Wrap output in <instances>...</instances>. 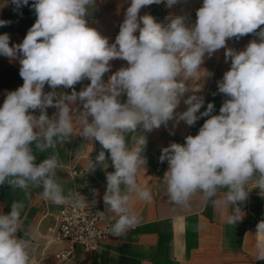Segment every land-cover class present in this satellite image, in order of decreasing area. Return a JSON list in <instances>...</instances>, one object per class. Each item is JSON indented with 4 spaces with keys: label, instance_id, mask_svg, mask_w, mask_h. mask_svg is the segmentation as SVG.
<instances>
[{
    "label": "clouds",
    "instance_id": "clouds-1",
    "mask_svg": "<svg viewBox=\"0 0 264 264\" xmlns=\"http://www.w3.org/2000/svg\"><path fill=\"white\" fill-rule=\"evenodd\" d=\"M11 2L14 10L29 5V0ZM94 3L33 0L36 20L22 43L9 46V34L0 35V55L19 56L23 80L22 86L6 92L0 107V185L7 182L21 190L30 184L42 186L44 200L56 205L79 202L71 193L65 194L55 178L60 166L57 156L37 165L31 147L36 142L43 151L54 146V137L63 140L73 133L65 101L79 99L84 109L78 121L80 134L98 141L110 153L115 169L107 174L103 202L114 214L110 232L120 237L140 223L132 201L152 200L150 189L137 182L145 164L141 152L146 141L141 136L129 148L124 133L138 126L151 131L171 120L193 126L201 117L210 116L195 136L162 148L159 160L168 163L163 183L172 204L187 207L199 194L221 211L228 225L235 224L241 219L240 208L230 210L229 206L246 201L250 182L264 192V0H203L191 28L185 26L183 16L166 18L170 21L166 26L149 14L139 16L145 6L164 3L172 7L178 0H131L111 45L87 25L85 17ZM9 23L0 20V27ZM248 34L257 35L259 42L251 40L241 51H225L231 67L218 82V91L228 97L220 114L211 115L212 103L200 112L204 100L195 95L184 100L187 110L177 114L175 109L188 91L183 81L199 77L205 54L211 56L225 48L227 40ZM115 59L128 66L105 82L102 78ZM85 79L90 83L77 93L73 86ZM45 85L73 90L54 102L55 92L45 93ZM122 95L126 102H120ZM53 106L58 116L49 120L45 109ZM36 110L38 118L33 114ZM96 160L104 162L105 152ZM87 167L95 165L89 161ZM221 189H226L224 195L213 199ZM24 208L17 201L10 213L0 214V264H31L30 239L17 235ZM255 237L256 260L264 261V220L257 223Z\"/></svg>",
    "mask_w": 264,
    "mask_h": 264
},
{
    "label": "crops",
    "instance_id": "crops-1",
    "mask_svg": "<svg viewBox=\"0 0 264 264\" xmlns=\"http://www.w3.org/2000/svg\"><path fill=\"white\" fill-rule=\"evenodd\" d=\"M32 3L33 0H29V5L14 10L15 5L11 0H0V20L10 21L6 26L0 27V35L9 34V46L22 43L35 23L36 14L31 8ZM130 3L131 0H95V3L89 6L85 17L87 25L106 37L111 45L115 42ZM202 3L203 0H178L172 7H167L164 3L152 4L143 7L139 16L149 14L165 26L170 22L166 18L183 16L185 26L191 28L195 25L196 11ZM135 35L138 36L139 32ZM251 40L259 42L257 35L248 34L239 39L227 40L226 47L216 50L211 56L206 53L200 65L199 77L183 81L188 91L181 97L175 112L178 114L186 111L188 105L184 100L190 95H195L204 100L200 112L206 110L208 103H212L214 110L211 115H219L220 107L228 99L218 91V82L231 67V60H225V51L227 48L244 50ZM109 63L110 71L102 78L105 82L120 68L128 66L122 59ZM20 67L19 56L10 59L0 55V107L6 92L14 91L23 85L19 74ZM89 83L90 81L85 79L73 88L78 93ZM72 90L64 86L52 89L47 85L44 89L45 93L55 92L54 102L61 96L71 95ZM126 99V95L119 97L122 103L126 102ZM65 103L70 109L74 131L63 140L54 137V146L43 151L33 142L31 147L36 157L35 163L38 165L56 155L60 166L55 170V178L62 185L65 194L71 193L74 196L78 191L86 192L88 196L94 197L107 216L114 220V214L103 202L107 189V174L115 171L110 153L103 149L98 141L80 134L82 126L78 121L84 111L82 102L77 99ZM58 111L54 106L45 109L49 120H55ZM33 114L38 118L40 112L36 110ZM208 118L210 116L201 117L193 126L182 120L179 123L171 120L167 126L161 125L151 131L138 126L134 132L124 133L126 146L129 148L133 147L141 136L146 141L141 152L145 164L137 173V182L150 189L152 200L132 201V211L140 218V223L135 228L120 237L110 236L93 255L76 246L72 259L66 264H264V261L256 260L255 249L256 225L264 220V192L258 187H252L251 182L247 189L246 201L229 206L230 210L239 207L241 213V219L231 226L225 222L221 211L215 208L211 201H204L199 194L192 197L187 207L174 205L169 201L166 185L163 183L168 163L160 162L161 150L172 142L183 144L186 136L198 134L199 128ZM40 142L43 143L42 138ZM101 151L105 152V161L102 163L96 160ZM89 161L95 165L94 169L87 167ZM124 190L122 186V191ZM225 191L226 189L219 190L217 197L213 199L223 196ZM41 192L42 186L30 184L28 189L21 190L5 182L0 185V214L10 213L14 202H23L25 208L21 215L22 227L17 235L30 239L31 264H59L57 254L70 245L68 242L52 238L55 226L53 216L58 212V207L51 201L44 200Z\"/></svg>",
    "mask_w": 264,
    "mask_h": 264
},
{
    "label": "built area",
    "instance_id": "built-area-1",
    "mask_svg": "<svg viewBox=\"0 0 264 264\" xmlns=\"http://www.w3.org/2000/svg\"><path fill=\"white\" fill-rule=\"evenodd\" d=\"M73 197L79 202L57 205L58 212L53 216L52 238L70 245L57 254L59 264L72 259L76 246L96 254L103 241L112 236L110 227L114 220L107 216L97 200L84 191H78Z\"/></svg>",
    "mask_w": 264,
    "mask_h": 264
}]
</instances>
